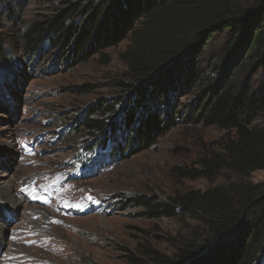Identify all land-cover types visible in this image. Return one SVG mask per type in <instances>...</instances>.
Returning a JSON list of instances; mask_svg holds the SVG:
<instances>
[{
  "label": "rangeland",
  "instance_id": "374dc122",
  "mask_svg": "<svg viewBox=\"0 0 264 264\" xmlns=\"http://www.w3.org/2000/svg\"><path fill=\"white\" fill-rule=\"evenodd\" d=\"M94 1L0 0V195L13 189L18 202L13 206L0 196V264H131L128 257L148 261L155 252L174 257L203 226L184 217L139 216L143 208L128 207L134 199L173 205V199L194 194L198 207L202 196L221 190L235 204L247 197V188L264 184V172L244 177L222 168L225 146L235 141L232 132L185 122L203 95L202 80L218 77L205 52L194 76L201 81L174 90L173 115L181 123L150 147L126 137L98 165L89 162L85 149L91 152L97 137L81 124L92 112L97 114L91 119L108 129L127 128L123 118L136 101L133 87H139L130 70L131 40L67 60L63 55L75 48L81 29L32 54L26 52V33ZM187 1L179 7L196 3ZM229 1L249 11L260 0ZM79 11L72 19L80 25L87 14Z\"/></svg>",
  "mask_w": 264,
  "mask_h": 264
},
{
  "label": "trees",
  "instance_id": "16d2710c",
  "mask_svg": "<svg viewBox=\"0 0 264 264\" xmlns=\"http://www.w3.org/2000/svg\"><path fill=\"white\" fill-rule=\"evenodd\" d=\"M185 2L98 0L80 11L74 6L59 19L32 25L26 33V52H36L41 44L67 41L80 29L75 48L63 55L67 60L72 54L84 60L92 53L90 49L99 52L131 40L130 70L138 75L139 87H133L136 101L124 112L127 128L113 125L114 130L108 129L105 123L91 119L96 111L81 124L85 132L97 137L94 149H85L89 162L95 165L107 151H117L126 137L133 144L150 147L182 122V117L176 120L173 115L174 90L182 92L201 81L194 76L200 72L197 60L204 58L205 52L210 56L211 71L218 77L206 75L202 80L203 95L188 111L185 122L234 134L235 141L227 142L226 154L220 160L222 168L244 177L264 172V0L249 11L229 0H195L186 8L179 7ZM78 11L87 14L80 25L72 19ZM218 42L222 44L220 51L214 48ZM4 54L0 42V60ZM110 111L113 116L117 113L114 106ZM129 131L133 134L127 136ZM246 191L247 197L234 204L216 190L202 196L198 207L194 194L173 199V205L137 197L128 207L143 208L139 216L189 218L199 221L203 232L174 257L155 252L148 261L128 257L130 263L264 264V184Z\"/></svg>",
  "mask_w": 264,
  "mask_h": 264
},
{
  "label": "bare ground",
  "instance_id": "6f19581e",
  "mask_svg": "<svg viewBox=\"0 0 264 264\" xmlns=\"http://www.w3.org/2000/svg\"><path fill=\"white\" fill-rule=\"evenodd\" d=\"M7 192L5 193L4 191L1 192L2 195H0L4 200L13 203V206H15V204H17L18 202L16 201V199L13 196V189L10 188H6ZM2 233V232H1Z\"/></svg>",
  "mask_w": 264,
  "mask_h": 264
},
{
  "label": "snow or ice",
  "instance_id": "6c2138e0",
  "mask_svg": "<svg viewBox=\"0 0 264 264\" xmlns=\"http://www.w3.org/2000/svg\"><path fill=\"white\" fill-rule=\"evenodd\" d=\"M54 223H57V221H53Z\"/></svg>",
  "mask_w": 264,
  "mask_h": 264
}]
</instances>
